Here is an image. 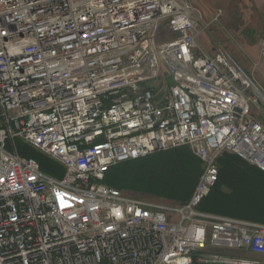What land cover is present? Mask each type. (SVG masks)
Wrapping results in <instances>:
<instances>
[{
  "label": "built area",
  "instance_id": "obj_1",
  "mask_svg": "<svg viewBox=\"0 0 264 264\" xmlns=\"http://www.w3.org/2000/svg\"><path fill=\"white\" fill-rule=\"evenodd\" d=\"M206 27L187 0H0V264H264L263 223L200 210L222 155L264 172V96ZM181 147L203 164L186 203L105 183Z\"/></svg>",
  "mask_w": 264,
  "mask_h": 264
},
{
  "label": "trees",
  "instance_id": "obj_2",
  "mask_svg": "<svg viewBox=\"0 0 264 264\" xmlns=\"http://www.w3.org/2000/svg\"><path fill=\"white\" fill-rule=\"evenodd\" d=\"M20 154L37 160L44 170L36 151L21 148ZM218 166L215 191L202 202L200 210L264 224V172L228 153L218 159ZM202 172V162L190 149L177 148L120 164L107 173L105 183L125 192L183 204L193 195ZM225 185L230 188L227 192L222 190Z\"/></svg>",
  "mask_w": 264,
  "mask_h": 264
},
{
  "label": "rangeland",
  "instance_id": "obj_3",
  "mask_svg": "<svg viewBox=\"0 0 264 264\" xmlns=\"http://www.w3.org/2000/svg\"><path fill=\"white\" fill-rule=\"evenodd\" d=\"M195 7L199 8L203 14V22L206 30L198 38L199 47L206 53L213 55L218 52L228 54L240 67L247 65L248 57H253L259 53L260 60L262 56V38L264 33V4L259 7L254 0H187ZM221 12V17L214 21L213 17ZM253 79L254 77L245 70ZM262 113H264V103L260 101ZM19 148H30L36 151L39 161L44 166V171L54 176H60L62 167L51 160L45 154L18 141ZM180 149L189 150L188 147ZM197 186V185H196ZM222 190H230L228 186H223ZM215 191V190H213ZM213 191L209 194L213 193ZM128 192V191H127ZM130 192L132 195L144 199H158L176 204H182L174 200L158 198L138 192ZM208 197V198H209Z\"/></svg>",
  "mask_w": 264,
  "mask_h": 264
},
{
  "label": "crops",
  "instance_id": "obj_4",
  "mask_svg": "<svg viewBox=\"0 0 264 264\" xmlns=\"http://www.w3.org/2000/svg\"><path fill=\"white\" fill-rule=\"evenodd\" d=\"M259 7L260 4H264V0H254ZM242 68V67H241ZM243 70H247L255 79L256 86L260 89L261 94L264 96V59L260 60L259 53L248 57L247 65ZM260 120L264 122V113L261 112L259 116Z\"/></svg>",
  "mask_w": 264,
  "mask_h": 264
}]
</instances>
